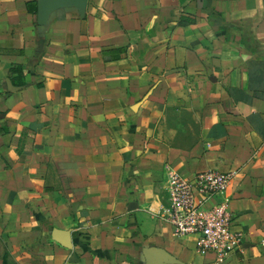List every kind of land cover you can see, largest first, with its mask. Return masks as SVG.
I'll list each match as a JSON object with an SVG mask.
<instances>
[{
  "label": "crops",
  "instance_id": "0c3cea01",
  "mask_svg": "<svg viewBox=\"0 0 264 264\" xmlns=\"http://www.w3.org/2000/svg\"><path fill=\"white\" fill-rule=\"evenodd\" d=\"M209 170L244 234L222 264H264V0H0L17 264H214L166 220L169 174Z\"/></svg>",
  "mask_w": 264,
  "mask_h": 264
},
{
  "label": "built area",
  "instance_id": "2783aa9c",
  "mask_svg": "<svg viewBox=\"0 0 264 264\" xmlns=\"http://www.w3.org/2000/svg\"><path fill=\"white\" fill-rule=\"evenodd\" d=\"M234 177V172L209 170L192 179L173 172L167 180L166 220L177 237H194L200 254H214V264L225 262L243 242L226 198Z\"/></svg>",
  "mask_w": 264,
  "mask_h": 264
},
{
  "label": "rangeland",
  "instance_id": "374dc122",
  "mask_svg": "<svg viewBox=\"0 0 264 264\" xmlns=\"http://www.w3.org/2000/svg\"><path fill=\"white\" fill-rule=\"evenodd\" d=\"M0 264H17L14 258L11 257L2 237H0Z\"/></svg>",
  "mask_w": 264,
  "mask_h": 264
}]
</instances>
